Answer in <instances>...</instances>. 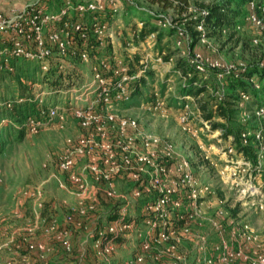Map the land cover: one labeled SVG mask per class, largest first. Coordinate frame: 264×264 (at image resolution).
<instances>
[{
	"label": "built area",
	"instance_id": "2783aa9c",
	"mask_svg": "<svg viewBox=\"0 0 264 264\" xmlns=\"http://www.w3.org/2000/svg\"><path fill=\"white\" fill-rule=\"evenodd\" d=\"M52 1L32 0L20 7L0 10V73L12 74L13 62H27L35 66L39 79V85H28L24 95L16 93L12 100H0V131L6 127L30 135L53 125L60 126L68 117L73 119L84 134L68 142L55 167L73 188L76 203L65 214L60 227L53 217L42 216L44 199L40 192L20 189L18 200H27L34 226L44 227L51 244L35 239L31 228L27 230L29 237L8 231L0 219V264H47L46 253L56 244L69 251L68 237L81 226L79 219L104 202H110L108 208L117 210L116 218L103 220L89 234L90 250L97 260L91 264H114L117 248L127 244H134L135 249L116 264H144L148 257L155 264H264V231L258 234L248 223L235 220L234 197L225 206V200L216 197L211 188L223 186L225 192L234 194L236 175L234 161L207 155L204 139L214 137L219 143L221 138H233L232 135L225 134L220 127L212 129L191 96L176 98L179 132L194 143L197 160L213 168L216 181L210 184L194 174L190 154L181 153L172 140L110 110L128 103L134 89L139 87L138 82L152 69L147 54H139L136 67H132L127 60H131L133 52L125 60L112 50L115 40L125 30L116 23L119 17L128 15L124 8L133 3L130 0H59L54 11L47 5ZM241 1L245 10L243 21L261 29L264 0ZM146 14L157 16L158 27L174 30L172 37L176 45L182 40L191 43L187 33L176 28L167 17ZM206 15L207 9L203 8L192 16L199 43L206 40L202 23ZM142 24L139 20L133 22L131 38L148 46L155 45V33L139 39ZM125 45L130 46L128 42ZM104 47L110 52L99 57L98 51ZM153 61L160 64L161 57L156 54ZM186 62L190 67L194 63L205 64L219 72L218 76L233 79L245 69L234 75L232 66L209 62L199 53H193L191 59L186 57ZM77 65L83 66L85 73L78 71ZM58 75L60 84L48 86L44 82ZM72 75L76 77L74 82ZM242 81L250 90H258L259 83L264 87V77L258 82ZM153 97L141 107L164 117L163 104L155 94ZM211 98L216 104L224 105L222 95ZM232 98L231 102L234 104L236 100L238 106L251 101L248 91H233ZM22 105L32 107L33 111L16 117V109ZM190 105L195 108L200 126L188 124ZM256 109L254 115L262 117L264 122V105ZM262 130L253 133L257 142L263 141ZM239 137L238 147L246 150L244 134ZM221 154L233 157L235 154L247 162L234 143L225 146ZM120 181L126 183L123 190L116 187ZM237 181L247 196L249 210L254 214L264 212V200L254 198L255 188L248 182ZM136 210L141 213L139 222L145 225L144 231L139 230L133 217L126 215L127 211Z\"/></svg>",
	"mask_w": 264,
	"mask_h": 264
},
{
	"label": "rangeland",
	"instance_id": "374dc122",
	"mask_svg": "<svg viewBox=\"0 0 264 264\" xmlns=\"http://www.w3.org/2000/svg\"><path fill=\"white\" fill-rule=\"evenodd\" d=\"M130 1L142 15L133 14V12L130 14V6L124 8L128 17H119L116 24L117 26L121 24L125 30H122L121 35L115 40L112 50L116 56L120 55L125 60H127L125 56L131 55L133 52L137 59L135 60L134 56L131 55V60H127L130 66L133 64L132 67H136L139 54H147L148 63L152 69L146 73L143 80L144 85L138 94H134L128 103L112 107L110 110L118 116L136 120L147 131L172 140L181 153L190 154L194 174L200 175L210 184H213L216 181L213 177V168H209L205 163L197 160L198 155L194 143L186 140L178 129L176 98L181 95L180 89L186 85L188 77L182 76L181 72L177 70L176 62L179 59L186 60V57L191 59L193 53H199L209 62L232 66L234 75L238 74L243 67L264 66V23L261 29H256L245 23L243 21L245 10L241 0H188V8L185 12H180L177 8L161 9L147 4L144 0ZM225 1L232 3L229 6L230 9L235 8V2L239 4L237 9L239 15L233 19V25L229 29L214 32L205 28L206 40L204 43H199L197 35H193L195 30L192 16L203 8ZM47 5L50 10L55 11L58 8L59 0H53ZM145 12L167 17L176 28L187 33L188 39L194 40V43L189 45L182 40L179 45H176L175 38L168 34H163L160 40L156 39L153 46L136 42L135 39L131 38L130 32L134 29L133 22L137 20L136 18L143 19ZM127 42L130 44L129 47L125 45ZM109 52V49L104 47L98 51L97 55L103 57ZM156 54L161 57L160 64H155L153 61ZM12 66L14 68L12 74L0 73V100H12L16 93L24 95L28 85H39L38 73L33 64L13 62ZM192 67L196 70L197 77L206 86V92L197 97L199 101L206 102L210 97L222 95L225 97L223 103L230 112V117L226 121L214 119L212 122L224 124L233 138H221L217 143L215 138L211 137L204 139V142L206 153L210 157L234 161L236 175L234 194L233 192H225L223 186L214 185L211 188L216 197L225 200V206H228L234 197V219L246 222L258 234L262 233L264 231V212L254 214L249 210L246 203L247 196L244 195L242 185L237 180H240L242 184L250 183V186L255 188L254 198L264 200V137L262 142H257L253 138L254 131L264 129L262 117L254 115L256 108L264 105L263 84L259 83L258 90L253 88L254 100H252L250 93L251 101L246 105L238 106L236 100H234V104L231 102L234 90L230 89V83L225 76H218L219 72L202 63H194ZM76 69L85 73L84 67L81 65H77ZM72 79L73 82L76 81V77L73 75ZM254 81L258 82L257 79ZM154 94L163 104L166 111L164 117L153 115L141 107V104L152 101ZM188 124L194 127L200 126L193 105L188 106ZM83 134L84 132L76 122L69 117L60 126L53 125L30 135L6 127L0 131V219L6 223L8 231H14L19 236L29 237L27 230L31 228V234L35 239L47 245L51 244L48 243L50 236L43 232L44 227L41 224L34 226L29 203L25 199L18 200V192L22 188L36 189L40 192L44 199L42 216L53 217L61 227L65 214L71 207L75 206L76 197L73 188L57 171L55 164L57 158L66 149L68 142H73ZM241 134H244L246 139L245 146L249 153L247 162L240 160L235 154L234 157L221 154L224 147L229 144L234 143V146H238L239 135ZM217 165L220 166L219 163ZM125 185V182L120 181L116 187L123 190L126 188ZM210 201L214 200L211 199ZM109 204L110 202L101 203L85 218L79 219L81 226L68 237L69 251L61 249L57 244L54 245L53 250L46 253L47 259L52 257L47 264H91L96 262L97 260L90 250L91 238L89 234L95 227H100L107 216L117 212L113 207L108 208ZM140 214L137 210L126 212V215L133 217L138 223L139 230L144 231L145 225H141L139 222ZM133 249H135L134 244L117 248L112 262L114 264L119 263L120 260L128 257ZM79 257L80 260L78 261ZM144 264L155 263L151 262L148 257Z\"/></svg>",
	"mask_w": 264,
	"mask_h": 264
},
{
	"label": "trees",
	"instance_id": "16d2710c",
	"mask_svg": "<svg viewBox=\"0 0 264 264\" xmlns=\"http://www.w3.org/2000/svg\"><path fill=\"white\" fill-rule=\"evenodd\" d=\"M147 4L159 7L161 9L166 8H177L180 12H185L188 6V0H144ZM232 5L230 1H225L224 3L220 4H213L208 7L207 9V15L203 18L202 23L204 28L210 29L211 31H220L221 29H229L233 25L232 21L236 18L237 15H239V12L237 11L239 4L235 2L233 9H230L229 6ZM130 14L133 12V14H141L139 10H137L135 7L130 6ZM142 15V14H141ZM144 18H136L137 20L141 21L142 28L138 34L139 39H143L148 34L155 33L156 39L160 40V38L163 36V34L172 35L174 30L171 28L162 29L157 26V16L155 15H148L146 13L143 14ZM193 35H197L196 32L193 33ZM194 43V40H191V43L189 45H192ZM134 59H137V56H134ZM176 68L178 71L181 72L182 76L186 77L189 75L186 85H184L180 90V96L182 95H189L191 96L197 103L198 109L200 110L202 114L203 120L210 123V126L212 129L216 128H222L225 130V134H230L228 128L224 126V124H219L218 122H212L214 119H218L219 121H226L230 117V112L228 111L227 107L225 105H222L220 103H217L214 101L213 98H209L206 102H201L197 98L200 94L206 92V86L204 83L197 77L196 71L190 67V65L186 62V60L179 59L176 62ZM69 77V76H68ZM264 77V66H250L246 67L242 72L238 74L237 79H233L231 76H227L226 80L230 83V89L234 91H242V92H250L252 94V100L253 94L255 92L250 91L249 85L242 81L244 80H254L257 79L258 81L261 80V78ZM51 80V79H50ZM52 81V82H51ZM48 81L44 80L46 85L48 86H56L61 83V76H55L53 80ZM143 80H140L138 82V86L134 89L132 92V96L134 94H138L140 91V88L143 86ZM32 107H27L26 105H22L20 107H17L16 109V116L21 117L24 113H32ZM262 134L264 137V129L262 130ZM237 151H242L243 155L248 158L249 153L247 152V149H241L240 147L236 146ZM116 218V214H111L107 217V220H112Z\"/></svg>",
	"mask_w": 264,
	"mask_h": 264
},
{
	"label": "crops",
	"instance_id": "0c3cea01",
	"mask_svg": "<svg viewBox=\"0 0 264 264\" xmlns=\"http://www.w3.org/2000/svg\"><path fill=\"white\" fill-rule=\"evenodd\" d=\"M30 1L32 0H0V10H7L11 7H20L29 3ZM51 258L50 257H48V259L46 258L47 262H50L49 259Z\"/></svg>",
	"mask_w": 264,
	"mask_h": 264
}]
</instances>
